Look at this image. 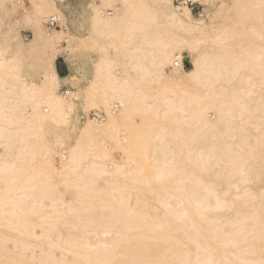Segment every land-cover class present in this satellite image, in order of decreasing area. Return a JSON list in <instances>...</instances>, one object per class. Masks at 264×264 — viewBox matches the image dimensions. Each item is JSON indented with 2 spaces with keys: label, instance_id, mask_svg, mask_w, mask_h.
Returning <instances> with one entry per match:
<instances>
[{
  "label": "bare ground",
  "instance_id": "bare-ground-1",
  "mask_svg": "<svg viewBox=\"0 0 264 264\" xmlns=\"http://www.w3.org/2000/svg\"><path fill=\"white\" fill-rule=\"evenodd\" d=\"M200 4L0 0V264H264V0Z\"/></svg>",
  "mask_w": 264,
  "mask_h": 264
},
{
  "label": "rangeland",
  "instance_id": "rangeland-1",
  "mask_svg": "<svg viewBox=\"0 0 264 264\" xmlns=\"http://www.w3.org/2000/svg\"><path fill=\"white\" fill-rule=\"evenodd\" d=\"M198 14H196L195 16H197ZM53 30H55L54 28H52ZM61 26L60 28L56 29V30H61ZM23 38L26 39H32V34L29 31H25L23 32ZM66 59L64 57H59L58 61H57V68H58V72L60 74V76L63 77H67L68 75L72 74L74 72L75 69V65H73L71 62H65ZM185 62H186V66H187V70H190L192 68L191 64H190V60L188 58H186L185 55ZM68 88L66 86H63V88H61L60 93H64L66 92ZM93 113V112H92ZM91 113V114H92ZM214 119V114L211 115ZM93 119V118H92ZM116 158H119L118 155H116ZM56 162H59V160H56Z\"/></svg>",
  "mask_w": 264,
  "mask_h": 264
},
{
  "label": "built area",
  "instance_id": "built-area-1",
  "mask_svg": "<svg viewBox=\"0 0 264 264\" xmlns=\"http://www.w3.org/2000/svg\"><path fill=\"white\" fill-rule=\"evenodd\" d=\"M177 1L180 5L188 7L194 15L198 14L200 11L201 8L200 0H177ZM49 26L54 29L60 28L59 22L56 20H51L49 22ZM179 65L183 66L184 68H187L185 60L177 59L175 62V67ZM91 117L95 120H100L103 116L102 114L99 113H93Z\"/></svg>",
  "mask_w": 264,
  "mask_h": 264
}]
</instances>
